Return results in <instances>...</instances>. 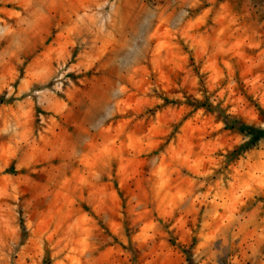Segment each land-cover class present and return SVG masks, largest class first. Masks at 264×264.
<instances>
[{
    "label": "rangeland",
    "instance_id": "1",
    "mask_svg": "<svg viewBox=\"0 0 264 264\" xmlns=\"http://www.w3.org/2000/svg\"><path fill=\"white\" fill-rule=\"evenodd\" d=\"M264 0H0V264H264Z\"/></svg>",
    "mask_w": 264,
    "mask_h": 264
},
{
    "label": "trees",
    "instance_id": "2",
    "mask_svg": "<svg viewBox=\"0 0 264 264\" xmlns=\"http://www.w3.org/2000/svg\"><path fill=\"white\" fill-rule=\"evenodd\" d=\"M249 133L253 134L255 136H264V131H262V130L251 129V131Z\"/></svg>",
    "mask_w": 264,
    "mask_h": 264
}]
</instances>
